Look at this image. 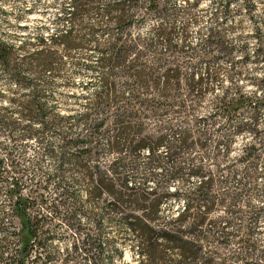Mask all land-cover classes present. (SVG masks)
I'll return each instance as SVG.
<instances>
[{"label": "trees", "instance_id": "16d2710c", "mask_svg": "<svg viewBox=\"0 0 264 264\" xmlns=\"http://www.w3.org/2000/svg\"><path fill=\"white\" fill-rule=\"evenodd\" d=\"M171 1L69 0V6L62 9L63 15L60 16L69 20V27L38 37L37 46L32 50L26 48V42L15 46L0 38V65L16 83L26 88L27 96L20 100L10 99L17 105L0 104V183L9 184L5 192L11 212L21 223L17 244L7 257L1 251L0 264H56L55 256L47 249L48 238L41 228L44 216H36L41 212L33 210L38 199L47 202L46 190L50 180L33 176L29 179L31 190L38 192V195L26 196L24 189L28 180H23L24 173L18 162H7L12 158L10 153L14 145L10 146L3 136L7 135L9 141L37 138L40 132L34 126L37 121L45 130L53 121L64 119L84 125L81 136L86 141H82L89 144L78 149L72 155L73 160L82 169L89 197L94 200H106L108 197L107 202L111 203L112 209L120 211V218L131 226L141 242L138 264L251 263L252 258L242 253L249 245L248 230L244 227L237 229L232 236L222 232L221 237V244L227 247L231 239L235 240L242 252H222L220 242L213 239L210 230L218 226L219 220L213 218L212 213L219 197L210 192L215 181L212 170L192 163L188 177H203L194 191L187 192L179 187L173 192L161 190L162 185L168 188L174 179L185 178L179 157L183 149L197 144L196 136L190 129L184 128L180 133V145L175 146L164 132V128L174 129L172 120L158 122L154 130L147 127V122L150 115H162L174 107H180L182 102L177 100V96L181 89L193 96L190 111L195 113L194 108L203 103L206 95L215 92L214 84H221L227 77L231 85L222 95L216 94L215 114L225 117V121L236 120L235 136L231 142L247 134L254 138L258 135V109L264 105V77L253 80L262 92L250 94L244 90L240 81L243 76H248L242 68L234 70L239 64L245 66L251 57L245 50L239 58L233 56L232 46H229L225 35L217 30H212L206 40L215 51L199 54L192 49L189 55L182 58L175 56L186 51L187 36L183 32L180 40L174 41ZM200 1L190 3L197 6ZM233 1L236 0L221 1V12L230 14ZM243 3L248 12L255 6V0H243ZM91 16L93 20H90ZM152 17L159 18L157 23L149 32L143 33V25ZM254 36L259 43L255 50L256 58L264 62L262 28H257ZM84 47L94 49L97 59L93 62L76 60V64L85 66L88 72L99 74L98 87L85 98L83 112L69 116H47L48 109L37 100L41 90L37 84L26 80L23 71L60 72L71 52ZM222 58L228 65L221 62ZM216 64L218 67H215ZM201 67L205 69L203 74ZM119 73L127 78L124 86H119L117 82ZM246 107L253 109L250 121L241 118ZM15 115L33 118L24 125L21 134L17 130L22 124ZM81 136L71 138L69 142L75 143L81 140ZM102 139L107 140L106 152L112 157L104 164L97 160V147ZM8 149V155L3 156L1 152ZM165 149L169 164L162 157ZM256 150V142L247 140L239 157V160L246 161L243 175L240 176L242 190L246 192L251 191L247 181L256 186L259 178H264V167H256L259 157L264 156V149L261 154H257ZM141 155L147 157L146 165L153 170L145 174L144 184L138 185L130 181L129 170L138 166ZM91 157L95 158L93 162H90ZM159 169L161 176L158 186L152 188L147 182L157 176ZM206 171L209 173L207 176L204 175ZM62 183L56 187L62 189L63 192L58 191L60 195L66 191V184L62 186ZM171 196L184 197L187 201L178 216H170L163 210ZM58 197L57 193V198L50 202L52 212L58 211ZM262 210L264 212V202ZM92 243V237L86 234L73 245V249L86 254V251H90L87 246L91 247ZM117 250L121 258L123 253ZM241 258L243 261H240ZM110 264H115L114 260Z\"/></svg>", "mask_w": 264, "mask_h": 264}, {"label": "rangeland", "instance_id": "374dc122", "mask_svg": "<svg viewBox=\"0 0 264 264\" xmlns=\"http://www.w3.org/2000/svg\"><path fill=\"white\" fill-rule=\"evenodd\" d=\"M193 0H172L173 24L175 25L174 41H179L182 33H186V51L174 54L178 58L189 55L192 49L202 54L216 49L207 44L206 40L212 30L221 31L229 46H232V55L239 58L243 51L251 57L245 66L241 64L235 68L238 71L242 68L248 76L242 77L240 83L248 93L262 92V89L253 83V80L264 77V62L258 61L255 50L259 45L254 36L257 28H262L264 36V0H255V6L248 12L243 0L233 1L230 14L221 12L225 0H201L197 6L190 2ZM183 5V6H182ZM69 6V0H0V38L19 46L26 42V48H35L36 41L40 36H47L53 31L65 30L69 27V20L60 17L63 15L62 9ZM158 17L149 18L143 25L142 32L147 33L157 23ZM90 20H93L91 16ZM103 37V36H102ZM264 44V39H263ZM97 53L92 48H78L71 52L60 72L35 70H24L23 75L28 82L37 84L39 90L37 100L43 103L48 109L47 116L54 114L69 116L85 110L84 103L86 97L93 93L99 84V74L88 72L85 66L76 64V60H88L93 62L97 59ZM18 61V60H17ZM221 62L228 65L224 58ZM218 67V64L215 65ZM204 73V67L200 69ZM187 72H191L188 70ZM249 78V79H248ZM254 78V79H251ZM125 75L119 73L117 82L119 86H124ZM250 79L252 81H250ZM215 92L207 94L201 105L196 106L195 113L192 110V100L194 99L185 89H181L177 100L181 106L174 107L162 115H150L147 127L154 130L161 121L172 120L174 129L164 128L167 139L175 146L180 145V133L184 128L191 130L193 136L197 138V144L181 151L179 164L185 172V178L174 179L168 185H162L161 190L173 192L176 188H181L187 192L196 189L201 176H189V169L192 163L203 166L204 169L212 170L215 181L211 187V194L219 197V201L213 208L212 216L218 221V226L210 231L214 235L213 239L220 246L222 252H242L235 240L230 241L226 247L221 244L222 232H228L231 236L237 229L248 230L247 248H244L243 255L251 259L250 264H264V212L262 210L264 202V178L260 177L252 185L247 181V187L251 191H243L240 176L246 165V161L239 160L244 151L247 140L256 142L257 154H261L264 149V105L258 109L257 128L258 135L235 136L236 120L225 121V117L215 114L214 103L217 101L216 94L222 95L224 90L231 85V80L227 77L224 81L214 84ZM259 87V88H258ZM26 88L21 87L14 81L8 72L0 65V104H13L11 98L23 99ZM260 92V93H261ZM177 104V103H176ZM252 108L246 107L241 113L244 121H250ZM21 122L22 127L17 130L18 134L23 133L24 125L33 121L30 116L15 115ZM203 117V118H201ZM36 118V117H34ZM53 121V120H52ZM34 126L40 130L37 138L21 139L9 141L7 135L3 138L14 149L10 153L11 157L7 162L15 160L19 163L24 173L26 196L38 195V192L31 190L29 179L49 178L48 189L46 190L47 202L38 199L33 210H39V215L44 216L41 228L48 238L47 249L56 259V264H110L114 260L115 264H138L141 242L137 239L131 226L120 218L121 212L112 209L108 197L99 200L91 199L87 193V183L83 180L82 169L73 160V154L78 152L82 146L89 144L83 139L84 125L75 123L74 120L64 119L53 121L45 130L37 121ZM81 140L70 143L71 138ZM66 139V140H64ZM83 140V141H82ZM107 140L102 139L98 149L97 160L104 164L112 157L106 152ZM167 149L163 152L165 163L167 160ZM10 150L1 153L7 156ZM90 158V162L94 161ZM147 157L141 155L138 159V166L131 168L129 174L130 181L138 185H143L146 181L145 174L152 168L146 165ZM256 167H264V156L259 157ZM157 176L149 179L147 184L154 188L158 186L161 176L160 169ZM208 171L204 175H208ZM66 184L65 194L62 189L56 187L60 182ZM8 183H0V253H5V257L10 254L11 249L17 244L18 232L21 229L20 219L13 215L9 199L5 189ZM60 191V192H58ZM58 197V211L52 212L50 202ZM237 196V197H234ZM187 201L184 197H169L163 210L170 216H178L184 210ZM36 214V213H34ZM219 218V219H218ZM89 234L93 239L90 251L81 253L75 252L73 245ZM120 249L123 256L119 257ZM251 254V255H250ZM240 261H243L242 258ZM246 261H244L245 263ZM15 264V263H8Z\"/></svg>", "mask_w": 264, "mask_h": 264}]
</instances>
